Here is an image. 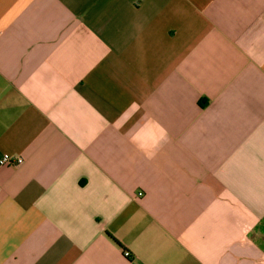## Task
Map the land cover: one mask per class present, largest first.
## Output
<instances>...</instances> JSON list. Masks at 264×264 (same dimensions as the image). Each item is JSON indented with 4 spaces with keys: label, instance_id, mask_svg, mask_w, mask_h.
<instances>
[{
    "label": "crops",
    "instance_id": "obj_1",
    "mask_svg": "<svg viewBox=\"0 0 264 264\" xmlns=\"http://www.w3.org/2000/svg\"><path fill=\"white\" fill-rule=\"evenodd\" d=\"M3 154L0 264H264V0H0Z\"/></svg>",
    "mask_w": 264,
    "mask_h": 264
},
{
    "label": "built area",
    "instance_id": "obj_2",
    "mask_svg": "<svg viewBox=\"0 0 264 264\" xmlns=\"http://www.w3.org/2000/svg\"><path fill=\"white\" fill-rule=\"evenodd\" d=\"M22 162H23V159H22V157H19V156H14V155H10V154H3L0 157V166H2V167H4V166L14 167V166H18V165L22 164ZM123 255L126 258L130 257V253L128 251H124Z\"/></svg>",
    "mask_w": 264,
    "mask_h": 264
}]
</instances>
